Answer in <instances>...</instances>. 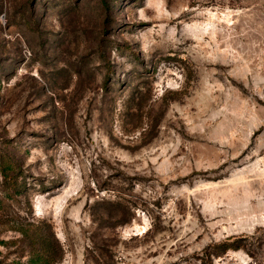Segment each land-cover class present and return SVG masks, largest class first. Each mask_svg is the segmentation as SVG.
<instances>
[{"label": "rangeland", "instance_id": "obj_1", "mask_svg": "<svg viewBox=\"0 0 264 264\" xmlns=\"http://www.w3.org/2000/svg\"><path fill=\"white\" fill-rule=\"evenodd\" d=\"M0 159V264H264V0H0Z\"/></svg>", "mask_w": 264, "mask_h": 264}, {"label": "trees", "instance_id": "obj_2", "mask_svg": "<svg viewBox=\"0 0 264 264\" xmlns=\"http://www.w3.org/2000/svg\"><path fill=\"white\" fill-rule=\"evenodd\" d=\"M12 171L13 167L11 163L8 160L0 159V175L6 178ZM17 231L21 234L22 239L28 241L30 251L28 253L29 257L25 262L16 264H55L57 262L54 251L47 242V239L44 238L45 236L41 234L38 226L34 224L22 225ZM222 246L225 250L232 247L230 244H222Z\"/></svg>", "mask_w": 264, "mask_h": 264}]
</instances>
